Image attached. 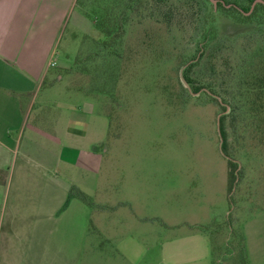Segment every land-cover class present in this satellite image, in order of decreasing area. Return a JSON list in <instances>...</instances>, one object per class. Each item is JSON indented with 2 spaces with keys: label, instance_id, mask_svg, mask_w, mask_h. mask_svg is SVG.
I'll use <instances>...</instances> for the list:
<instances>
[{
  "label": "rangeland",
  "instance_id": "obj_1",
  "mask_svg": "<svg viewBox=\"0 0 264 264\" xmlns=\"http://www.w3.org/2000/svg\"><path fill=\"white\" fill-rule=\"evenodd\" d=\"M209 1L167 0L177 9L168 23L158 16L161 2L74 1L53 50L54 67L29 99L20 149L27 146L33 159L30 185L44 182L37 174L41 159L92 204L87 231L79 224L66 264H264V105L252 108L237 97L235 79L240 58L264 46V30L233 22ZM97 6L108 12V36L95 27ZM212 11L216 72L207 69L210 45L193 76L214 79L226 112L183 78ZM78 13L92 26L76 28ZM54 111L62 127L56 149L77 159L75 168L49 158L54 148L44 133L52 126L43 117ZM74 112L82 120L70 136ZM229 160L238 163L232 184ZM13 195L7 206L0 198V246L4 234L12 241L8 263L54 264V255L46 263L30 247L40 235L51 244L56 220L43 214L35 193L24 194L11 214Z\"/></svg>",
  "mask_w": 264,
  "mask_h": 264
},
{
  "label": "crops",
  "instance_id": "obj_2",
  "mask_svg": "<svg viewBox=\"0 0 264 264\" xmlns=\"http://www.w3.org/2000/svg\"><path fill=\"white\" fill-rule=\"evenodd\" d=\"M74 1L0 0V198L7 206L10 191L14 194L10 204V208H13L10 212L14 214L24 194H38L43 214L54 218L59 228L54 233L51 244L48 243L50 239L46 235H40L36 236L30 249L34 256L38 250L45 258L54 255V264H60L62 260L64 264L71 262V253L74 252L72 244L76 242L75 231L80 225L87 231L88 206L92 204L79 197H70L73 190L72 180L60 177L58 173L54 176L45 164L46 161L41 159L37 160L40 168L37 174L44 182L30 185L28 173L33 159L27 146L22 153L20 149L27 123L25 119L32 108L29 99H34L41 83L54 67L51 65L53 50L64 24L71 19ZM74 24L76 28L84 29L93 23L85 15L78 13L74 17ZM58 79L61 80L60 77ZM25 98H28L26 102L23 101ZM43 119L52 126L50 131L44 133V137L54 148V153L49 158L55 159L58 166L64 163L66 169L75 168L77 159L64 158L63 152H59L58 147L56 149L55 140H58L62 128L60 115H56L54 111L51 116ZM81 120L79 113L72 114L68 125L70 136L76 134ZM71 151L77 154L76 150ZM1 225L2 221L0 228ZM3 236L0 264H9L12 241L10 235ZM51 251L52 254L49 253ZM45 258L42 257L44 262L50 263ZM20 259L22 258H18L17 262L22 264Z\"/></svg>",
  "mask_w": 264,
  "mask_h": 264
},
{
  "label": "trees",
  "instance_id": "obj_3",
  "mask_svg": "<svg viewBox=\"0 0 264 264\" xmlns=\"http://www.w3.org/2000/svg\"><path fill=\"white\" fill-rule=\"evenodd\" d=\"M153 2H161L163 5L162 12H158V16L165 22H171L175 18L176 8L172 7L171 4H168L167 0H152ZM256 0H223L218 1V13L222 15H226L227 18H231L233 22L242 24V23H251L256 25L261 31L264 30V4L257 3L253 9L252 4ZM264 1V0H262ZM209 3V0H206ZM159 4V3H158ZM96 15H94V23L97 30L100 31L101 34H105L108 36V33L105 29L108 21V12L104 10L103 6H97L94 8ZM190 11L186 10L185 14H188ZM212 15L210 17H206V24L204 30L201 34L200 47L198 49V55L192 56L188 61L189 63L183 69V78L185 82L190 86L193 93L197 94L198 92L203 90V94H205L209 99L215 102L217 105V98L215 94L218 92L214 87V79H208L201 83L200 80L194 78L193 74L196 72V68L201 65L202 60L206 55V51L208 47L211 45V50L208 56V63L210 74L216 72L214 69V60L216 59V50L218 48V42L215 43L217 37V29L214 25V17ZM90 17V15H87ZM215 43V44H213ZM99 45V44H98ZM100 46V47H99ZM98 48H101L99 45ZM185 63V62H184ZM238 70V74L236 76V92L237 97L245 98L249 100L251 107L257 106L258 109H262L261 106L264 105V46H258L255 50L244 54L236 67ZM220 105V104H219ZM221 106V105H220ZM223 112H226L227 108L222 107ZM228 115V114H227ZM227 115H223L220 118V133L223 143L221 145L223 152L228 156L227 152V142L225 137L224 130V120ZM238 168V163L235 160L228 161V169L230 175V184H232L235 180L234 172ZM75 196L79 197L82 200L89 202L86 197H84L81 193L72 190L70 192V197Z\"/></svg>",
  "mask_w": 264,
  "mask_h": 264
},
{
  "label": "water",
  "instance_id": "obj_4",
  "mask_svg": "<svg viewBox=\"0 0 264 264\" xmlns=\"http://www.w3.org/2000/svg\"><path fill=\"white\" fill-rule=\"evenodd\" d=\"M211 2H212L214 5L217 4V1H216V0H211ZM257 3H262V4H264V1H262V0H256V1L252 4V8H251V10L253 9V7H254ZM221 142H222V141H221Z\"/></svg>",
  "mask_w": 264,
  "mask_h": 264
},
{
  "label": "built area",
  "instance_id": "obj_5",
  "mask_svg": "<svg viewBox=\"0 0 264 264\" xmlns=\"http://www.w3.org/2000/svg\"><path fill=\"white\" fill-rule=\"evenodd\" d=\"M52 66H54V64H51Z\"/></svg>",
  "mask_w": 264,
  "mask_h": 264
}]
</instances>
